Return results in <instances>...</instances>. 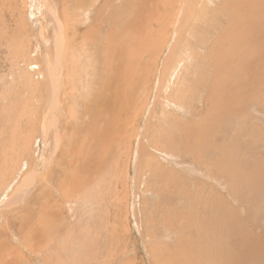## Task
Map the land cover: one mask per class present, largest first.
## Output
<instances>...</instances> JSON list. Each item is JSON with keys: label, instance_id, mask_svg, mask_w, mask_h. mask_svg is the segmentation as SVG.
Listing matches in <instances>:
<instances>
[{"label": "rangeland", "instance_id": "rangeland-1", "mask_svg": "<svg viewBox=\"0 0 264 264\" xmlns=\"http://www.w3.org/2000/svg\"><path fill=\"white\" fill-rule=\"evenodd\" d=\"M158 1L0 0V240L11 247L7 251L0 241L8 256L0 264H17L18 258V264H264V0H249L243 35L237 33L241 17L238 23L227 20L236 42L235 74L221 81H214L218 39L227 27L221 17L214 35L202 32L194 40L189 29L198 24L200 0H184L182 6L181 0H160L156 10ZM64 10L68 38L78 33L69 49L86 48L95 60L86 55L83 68L75 69L82 95L71 96L74 101L67 100L58 113L64 140L54 159L47 160L56 141L50 134L46 145L42 134L44 106L54 95L48 66L57 63L58 54L54 35L60 27L53 11ZM92 32L95 39L85 47L83 35ZM112 50L115 60L109 66ZM68 67L65 61L59 72L62 89L70 93L62 71ZM65 74L75 82L70 72ZM106 91L113 93L111 100L102 96ZM86 92L91 107L85 104ZM99 105L107 130L97 153L86 133L87 115H95ZM120 127L128 132L122 134ZM163 139L176 145L164 149ZM194 150L201 161L191 154ZM171 151L177 163L188 158L185 164L197 170L171 165V193L164 188L157 195L147 193L150 178L139 155L169 167ZM18 185L25 194L18 193L20 203H9ZM44 217L52 220L48 229L39 227ZM37 229L39 239L31 235ZM24 234L31 237L25 243Z\"/></svg>", "mask_w": 264, "mask_h": 264}, {"label": "bare ground", "instance_id": "bare-ground-1", "mask_svg": "<svg viewBox=\"0 0 264 264\" xmlns=\"http://www.w3.org/2000/svg\"><path fill=\"white\" fill-rule=\"evenodd\" d=\"M78 1L79 0H72V2L74 3V4H76V5H78L77 3H78ZM146 1V0H145ZM157 1V0H156ZM165 2H170V0H164ZM173 1V0H172ZM188 1H191V0H188ZM251 1V3L252 4H254V3H257V1L258 0H250ZM95 2H96V0H95ZM94 2V3H95ZM143 2V1H142ZM180 3V2H179ZM184 3V0H181V3H180V5L179 6H182V4ZM155 4H157V6L159 7V8H161V1L159 0L158 2H156V3H154V6H153V8L155 7ZM220 4H223V5H220ZM95 6V5H94ZM139 6V5H138ZM172 6V5H171ZM176 6V5H175ZM149 7V6H148ZM147 7V8H148ZM157 7V9H159ZM174 7V6H173ZM250 7V2H249V0H200V1H198V3L196 4V9H197V14H198V17H199V20H198V17H197V20H198V24L197 25H195V26H193L192 25V29L190 28L189 29V31H190V34L189 35H191L192 37H193V39L195 40V38H197V37H199L200 36V33H202V32H206L205 33V37L207 36V35H211V34H213L214 35V33H215V28H216V25L218 24V20H217V17H221L220 18V22H221V24L223 25V28L225 27L224 25H227V27H225L224 28V31H221L222 32V35H220L221 37L218 39V40H220V44H221V52H219V58L217 59L218 61H219V59H220V62L217 64V73H214L215 74V77H214V81L216 80H218V79H220V81L222 80V79H224V78H226V77H228L229 75L231 76L232 75V72H234V74H235V70H232L231 71V63H232V60H233V58H232V51H233V49H234V44L236 43L235 41L233 42L232 40H231V37L233 36V34H234V32H232L231 31V26L229 25V23H228V21L227 20H229V19H231L232 17L235 19V21L238 23V19L241 17L242 18V27H241V33H240V30H238L237 31V33L238 34H241V35H243V32L245 31V22L244 21H246V19H245V16H247L250 12H249V10L248 9H250L249 8ZM91 8V7H90ZM89 8V9H90ZM143 8H146V7H143ZM152 8V7H151ZM76 9V8H75ZM149 9V8H148ZM147 9V10H148ZM155 9H156V7H155ZM155 9H154V11H155ZM156 9V10H157ZM177 9H178V7H177ZM252 9V8H251ZM263 9V8H262ZM179 11V9L177 10V12ZM86 11H84L83 12V14L85 13ZM140 12H141V10H140ZM153 12V11H152ZM176 12V13H177ZM190 13V12H189ZM261 13H262V11H261ZM53 14H54V17H55V19H56V21H57V24L59 25V27H60V31H59V34H58V36L56 37L55 35H54V37H55V40L57 41L56 42V47L58 48V50H56L57 51V56H56V61H57V63L55 64V65H53L52 63L51 64H49V66H48V71L49 72H52L51 73V75H52V78H50V80H51V82H52V84H53V86H54V90L52 91L53 92V99H52V101H50L48 104H47V106H44V117H43V119H42V134H43V139H44V141H45V144L46 145H50V139H49V136H50V134H52L53 135V138H54V140H56L55 141V143H54V147H55V150L53 151L52 150V154H51V156H47V155H45L44 157H46V159L47 160H53L54 159V156H55V154L57 153V150H58V148H60L61 147V140H62V138H61V136H60V134H59V130H60V126H59V115H58V113H60L63 109H64V103L67 101V100H69V101H74V99H71V96L74 98L77 94L78 95H82L81 93H78V91H77V89H76V85H77V76L80 74V72L79 71H75V69L76 70H80V69H82L83 68V65L81 64V62L80 61H85V62H87L86 60H84L83 59V57L84 56H88V57H91V59H93V56L90 54V52L89 53H86L87 51L85 50L86 48H84V50L82 49V51H78L79 49H78V47L77 46H73V50H70L69 49V44L70 45H76V43H75V40L76 39H78V33H75V35L72 37V38H68V36H67V18H66V12H65V10H64V14H65V17H63L64 16V14L62 13V14H60L59 12H56V11H53ZM148 14H150V16L152 15L153 16V13H151V10L150 11H148ZM73 17H74V19H75V15H78V11L77 10H75V12H74V14L72 13L71 14ZM260 15H262V17H264V15L263 14H260ZM149 16V17H150ZM68 17V16H67ZM72 18V17H71ZM86 19V18H85ZM150 19H151V17H150ZM149 21V20H148ZM147 21V22H148ZM224 21H226V22H224ZM231 21V20H230ZM74 22H76V20L74 21ZM140 22V21H139ZM139 22H138V24H139ZM220 22H219V24H220ZM69 25H70V23H68ZM148 24H150L149 22H148ZM196 24V23H195ZM221 24H220V27H221ZM160 25V24H159ZM137 27H138V25H137ZM137 27H135V28H137ZM139 27H140V24H139ZM219 27V26H218ZM222 28V27H221ZM233 29V28H232ZM95 31V30H94ZM160 31H161V29H160ZM96 32H97V29H96ZM181 32V30L179 31V33ZM220 32V33H221ZM189 33V32H188ZM209 33V34H208ZM248 34V33H247ZM246 34V35H247ZM89 35H90V33H89ZM87 36V33L86 34H84L83 36H84V44L83 45H85V47H87V43H88V41L92 38V39H95V33H93L92 32V34L90 35V36ZM155 34H151L150 35V37H153ZM218 35V34H217ZM190 36V37H191ZM248 36H250V35H248ZM264 36V35H263ZM149 37V38H150ZM219 37V36H218ZM254 38V37H253ZM253 38H251V39H253ZM192 39V40H193ZM216 40H217V37L215 38ZM250 39V38H249ZM82 40V39H81ZM109 40V39H108ZM153 40H154V38H153ZM152 40V41H153ZM187 40V39H186ZM214 40V39H213ZM254 40H255V38H254ZM115 41V40H114ZM93 42V41H92ZM80 43V42H79ZM82 43H83V40H82ZM94 43V42H93ZM212 43H213V41H212ZM96 44V43H95ZM79 45V44H78ZM81 45V44H80ZM94 45V44H93ZM97 45V44H96ZM108 45V44H107ZM135 45H137L138 46V44H135ZM135 45H133V47L135 46ZM91 46V45H90ZM190 46V45H189ZM236 46V45H235ZM84 47V46H83ZM92 47V46H91ZM89 48V47H88ZM140 48V47H139ZM93 50V49H92ZM140 50V49H139ZM188 50V49H187ZM86 51V52H85ZM113 50H112V52L110 53V56H109V66H113V65H111L112 63H113V61L115 60V57H114V55H113ZM213 53V52H212ZM217 53V52H216ZM93 54H94V52H93ZM130 54H131V56H133V53L132 52H130ZM253 54V53H252ZM183 55V58L184 59H182V60H186V61H188V57L186 56V55H184V54H182ZM213 55H215V54H213ZM253 55H255V54H253ZM117 56H119L118 55V53H116V57ZM249 56V55H248ZM256 56V55H255ZM192 58H193V56H192ZM195 59H194V63H197L196 62V57H194ZM214 58H215V56H214ZM95 59H93V61H94ZM216 60V61H217ZM65 61H68L69 62V67L66 69V71H65V69H62V71H63V75L66 77V79H65V81H66V87L68 86V85H70L71 86V91H70V93H68V92H66V91H64V89H62V85H63V83H62V74L59 72V69H60V67L62 66V65H64V63H65ZM217 61V62H218ZM116 62V61H115ZM190 62V61H189ZM63 63V64H62ZM118 63V62H117ZM235 62L233 61V64H234ZM115 65V64H114ZM118 65V64H117ZM109 66H108V68H109ZM114 68V67H113ZM88 68H84V71H89V70H87ZM109 70H110V68H109ZM114 71V70H113ZM67 72H70V74L71 75H73L74 76V78H75V82H73V80L71 79H67V76H66V74L65 73H67ZM91 72V71H90ZM207 72H213V71H207ZM216 72V71H215ZM110 73H112V72H110ZM190 74H192V75H194L195 73L194 72H192V73H190ZM81 75V74H80ZM79 75V76H80ZM82 75H84L83 73H82ZM112 75V74H111ZM87 76V75H86ZM91 76H93V75H91ZM114 76V75H113ZM88 77V76H87ZM117 77V76H116ZM90 78H92V77H90ZM113 78V77H112ZM237 78V77H236ZM87 78H85V80H86ZM115 79V78H114ZM79 80V79H78ZM88 80V79H87ZM89 81V80H88ZM114 81V80H113ZM234 81H235V79H234ZM238 81V80H237ZM243 81V80H242ZM91 82V81H90ZM227 82H230V80H227ZM236 82V81H235ZM237 83V82H236ZM235 83V84H236ZM252 84H253V82H251ZM220 85H222L221 83H219ZM107 85H108V83H107ZM106 85V87L108 88L109 87V85L107 86ZM238 86L240 85V84H237ZM212 88H214V86L212 87ZM216 89H221L222 90V88H219L218 87V84H217V88ZM210 92H213V91H210ZM98 93H99V91L97 90V89H95V91H93V95L95 94L96 96L98 95ZM219 93V92H218ZM86 95H87V98H86V103L85 104H87L88 106H90L91 107V105L92 104H89V96H90V93H85ZM112 92L110 91V92H108L107 93V91L105 92V94L103 93V97L104 96H108L109 97V100H111V96H112ZM168 98H170V95H168ZM214 98H215V96L213 97V99L211 100L212 101V104H214ZM179 105H183V103L182 102H179ZM84 108H88V107H86V106H83ZM212 108V107H211ZM217 108V107H216ZM215 108V109H216ZM88 110H90V109H88ZM102 110H103V106H101V105H99L98 106V108H97V111H96V113H95V115H87V117L89 116L90 118L88 119V121H89V125H88V130H87V142H90V145H91V143L92 144H94L95 146V148H93V149H98V152L97 153H99L100 152V145L102 144V142H103V140H104V134H105V132H106V130H107V126L106 127H104V124L102 125L101 124V120L103 119L101 116L102 115H100V113L102 112ZM101 111V112H100ZM72 114V113H71ZM61 123V122H60ZM167 128V127H166ZM119 131L121 130V133L122 132H124V133H122V134H126L127 132H128V130H127V128L126 127H120L119 129H118ZM164 130H167V129H164ZM107 133H109V132H107ZM173 133V132H172ZM176 134V133H175ZM174 134V135H175ZM130 135V134H129ZM129 135H128V137H129ZM162 136H163V133L161 134ZM165 137H166V139L168 138L169 139V134L167 135L166 134V132H165ZM172 135V134H171ZM177 135V134H176ZM128 137H127V139H128ZM164 137V136H163ZM58 138H59V140H58ZM112 138V137H111ZM174 139V138H173ZM21 140V139H20ZM27 140H29L28 138H26V139H24V141H27ZM64 140V139H63ZM62 140V141H63ZM73 140V139H72ZM164 141H165V144H162V148H169V144H171V145H176V144H174V143H172V142H169L168 143V141H166L165 139H163ZM174 140H176V139H174ZM17 141V143L19 142L18 141V139L16 140ZM162 141V140H161ZM15 142V141H14ZM126 142H127V140H126ZM197 142V141H196ZM156 143V142H155ZM111 144V139H110V143L109 144H107V145H103L104 147L103 148H106L107 146H109ZM179 144V143H178ZM194 144V143H193ZM179 146V145H178ZM177 146V147H178ZM181 146V145H180ZM199 146V145H198ZM174 147V146H173ZM172 148V147H171ZM142 149V148H141ZM172 149H174V148H172ZM64 150V149H63ZM168 150V149H167ZM197 150V149H196ZM196 150H194L193 151V153H191L195 158L197 157L196 155H197V151ZM88 151V150H87ZM69 152V151H68ZM94 152V151H93ZM176 152V151H175ZM8 153V152H7ZM186 153V152H185ZM90 154V153H89ZM200 154V153H199ZM50 155V154H49ZM8 156V155H7ZM176 154H174V153H172V151L171 152H169V154H168V157H167V159H168V161L170 162V164H169V167L168 166H166V167H164V166H159V165H154V163H151V162H149L148 160L149 159H146V158H144V157H142V156H140L139 155V159H138V162L140 163V164H142L143 166H142V170L144 171V173H145V176H148L149 178H150V183L149 184H147V189H148V191H147V193H150L151 191L152 192H156V195L159 193V192H161V190L164 188V189H166L167 190V192H166V194H170L171 193V190H170V185H168V183H167V181L168 180H170L169 178H168V174H170V173H172L171 171H169V170H172V168H174V167H172L171 168V165H174V166H178V165H180L184 170H186V169H188V170H195L196 168L194 167V165L192 166V164H185V160L186 159H188V158H184V159H182V161L180 162V163H177L176 162ZM180 156V155H179ZM89 157V156H88ZM199 157V156H198ZM56 159V158H55ZM198 161H201V160H199L198 158H196ZM178 160V159H177ZM61 161V160H60ZM70 161V160H69ZM88 161V160H87ZM72 162V161H71ZM90 164V166H93L94 168H96V165H95V163L96 162H92L91 160L90 161H88ZM118 162H119V160H118ZM183 163L185 164V165H183ZM76 164V163H75ZM64 165V164H63ZM79 166H81V164L79 165ZM151 166L152 167H155L156 169H154V170H152L151 169ZM29 168V167H28ZM91 168V167H90ZM94 168H91V171L95 174V172H96V169H95V171H94ZM149 169H151L152 171H149ZM174 170V169H173ZM197 170V169H196ZM174 171H176V173H177V170L175 169ZM167 176H166V175ZM174 174V173H173ZM157 175H159L160 176V178L157 176ZM155 178H157V179H154L153 177ZM173 177V176H172ZM66 181V180H65ZM64 181V182H65ZM78 181V180H77ZM216 182V181H215ZM148 183V182H147ZM29 184V182H26L25 184H24V187H26L27 185ZM73 190V189H72ZM157 190H158V192H157ZM21 191H23V193L21 192ZM64 192V191H63ZM70 192V191H69ZM18 193L21 195V196H23L25 193H24V189L21 187V186H16V188H15V190L13 191V195L9 198V203H12V202H17V203H20L21 202V200H22V198L21 197H19L18 196ZM22 193V194H21ZM67 193V192H66ZM89 193V195H90V192H88ZM91 196L93 195V193H94V191L92 190L91 191ZM146 193V195H148ZM173 195V194H172ZM172 195H169V196H172ZM77 197V196H76ZM158 197V196H157ZM161 197V196H160ZM86 199V198H85ZM160 201V200H159ZM185 201V200H184ZM47 202V201H46ZM168 202V201H167ZM68 203H70V202H68ZM79 203V202H78ZM81 203V202H80ZM84 203V202H83ZM160 203H161V201H160ZM169 203V202H168ZM174 203V202H173ZM44 204V203H43ZM71 204V203H70ZM162 204V203H161ZM171 204V203H170ZM37 205V204H36ZM44 206V205H43ZM52 206V205H51ZM77 207H78V205H76ZM66 207V206H65ZM50 208V207H49ZM70 210H72V207H70ZM40 212V211H39ZM41 213V212H40ZM74 213H75V211H74ZM183 213V212H182ZM191 214V213H190ZM44 215H45V213H44ZM47 215V214H46ZM54 215V214H53ZM192 215V214H191ZM57 216V215H56ZM51 218H52V216H50ZM50 217H44V218H42V221H43V223L42 224H40V229L42 228V227H44V228H47L48 229V227L52 224V220H51V218ZM165 218H167L168 219V216L166 217V216H164ZM190 217V216H189ZM194 217H197V215H195ZM144 218V217H143ZM230 218V217H229ZM59 220V219H58ZM192 220H193V218H192ZM60 221V220H59ZM141 221V220H140ZM139 221V222H140ZM196 221V220H195ZM25 222V221H24ZM24 222H22V224L24 223ZM54 222V221H53ZM147 222V221H146ZM197 222V221H196ZM195 222V223H196ZM227 222H228V220H227ZM230 222V221H229ZM31 223V222H30ZM36 223V222H35ZM38 223V222H37ZM153 223V222H152ZM186 223V222H185ZM198 223V222H197ZM232 223V222H231ZM28 224V223H27ZM182 224V223H181ZM27 226V225H26ZM26 226H25V228H26ZM37 225L35 224V227H36ZM59 226V225H58ZM157 226V225H156ZM188 226V225H187ZM24 227V226H23ZM23 227L21 228V225H20V230L21 229H23ZM39 227H38V229H39ZM56 227V226H55ZM163 227V226H162ZM165 227V226H164ZM185 227V226H184ZM159 228V227H158ZM190 228V227H189ZM27 229V228H26ZM34 229V228H33ZM38 229H37V232H36V234H31V235H33L35 238H37V239H39V237H40V235H41V232L39 231V233H38ZM53 229H54V227H53ZM191 229V228H190ZM239 229V228H238ZM36 230V229H35ZM55 230V229H54ZM239 231H241L240 229H239ZM238 231V232H239ZM192 232V231H191ZM49 234V233H48ZM48 234H46V237L48 238ZM12 235V236H11ZM38 236V237H37ZM73 236V235H72ZM191 236V235H190ZM254 236V235H253ZM10 237H18V234L17 233H13V232H10ZM194 237V236H193ZM216 237V236H215ZM218 237V236H217ZM241 237V236H240ZM26 239V241L28 240V239H30L31 237L30 236H26L25 234H24V237H23V240H24V243H25V239ZM71 238V237H70ZM188 238V237H187ZM248 239V238H247ZM160 240V239H159ZM189 240V239H188ZM196 240V239H195ZM251 240V239H250ZM1 241V240H0ZM199 241V240H198ZM2 243H3V245L1 244V246L3 247V248H5L6 249V247H4L5 246V242H3V241H1ZM194 241L192 240V243H193ZM195 242H197V241H195ZM215 242V241H214ZM247 242V241H246ZM253 242H254V240H253ZM256 242H257V240H256ZM32 243V242H31ZM228 244H229V242H228ZM252 244V243H251ZM36 245V244H35ZM42 245V244H41ZM195 245V244H194ZM256 245H258L257 243H256ZM260 245V244H259ZM258 245V246H259ZM193 246V245H192ZM196 246V245H195ZM195 246L193 247V248H195ZM227 246V245H226ZM226 246H223V247H226ZM13 247V246H12ZM53 247V246H52ZM242 247V246H241ZM9 248H11L10 246L6 249L7 251L9 250ZM37 248V247H36ZM227 248V247H226ZM260 248H261V246H260ZM52 249V248H51ZM54 249V248H53ZM57 249V248H56ZM221 249H223L222 247H221ZM243 249V248H242ZM250 249H252V246H251V248ZM254 249V248H253ZM5 250V251H6ZM14 250V249H13ZM26 250V249H25ZM58 250V249H57ZM60 250V249H59ZM199 249H197V251H198ZM232 250H233V248H232ZM264 250V249H263ZM2 251V249H0V252ZM29 251H30V249H29ZM236 251V250H235ZM16 252H17V250H16ZM22 251H20V253H21ZM56 252V251H55ZM58 252V251H57ZM61 252V251H60ZM244 252H245V250H244ZM246 252H247V250H246ZM253 252H254V250H253ZM9 253H11V252H8V254ZM229 253V252H228ZM19 254V253H18ZM237 255H238V253H236ZM1 256H0V259H2V258H5V256H6V254H4L3 253V251L1 252V254H0ZM232 255V254H231ZM254 255H255V252H254ZM259 255H260V253H259ZM264 255V254H263ZM13 256V255H12ZM58 256V255H57ZM226 256H228V255H226ZM7 258H8V256H6ZM20 257H21V255H20ZM240 257H242V256H240ZM256 257V256H255ZM262 257V256H261ZM226 257H224V259H225ZM17 259V258H16ZM19 259V258H18ZM17 259V260H18ZM24 259V258H23ZM52 259H54V258H52ZM241 259V258H240ZM16 260V262H17V264H18V261ZM239 260V259H238ZM250 260V259H249ZM2 261V260H1ZM11 261H13V259L11 260ZM22 261V260H21ZM91 261V260H90ZM227 261H228V259H227ZM229 261H231V260H229ZM236 261H237V257H236ZM255 261V260H254ZM241 262H242V260H241ZM249 262V261H248ZM19 263H21V262H19ZM113 263V262H112ZM250 263H251V261H250ZM255 263V262H254ZM10 264V263H9ZM227 264V263H226Z\"/></svg>", "mask_w": 264, "mask_h": 264}]
</instances>
